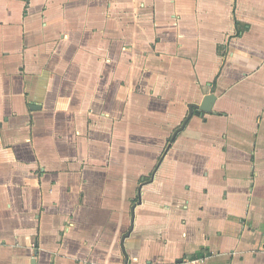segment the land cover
Segmentation results:
<instances>
[{"label": "crops", "instance_id": "obj_1", "mask_svg": "<svg viewBox=\"0 0 264 264\" xmlns=\"http://www.w3.org/2000/svg\"><path fill=\"white\" fill-rule=\"evenodd\" d=\"M0 264H264V0H0Z\"/></svg>", "mask_w": 264, "mask_h": 264}, {"label": "water", "instance_id": "obj_2", "mask_svg": "<svg viewBox=\"0 0 264 264\" xmlns=\"http://www.w3.org/2000/svg\"><path fill=\"white\" fill-rule=\"evenodd\" d=\"M214 100H215V96L213 94H208V95L204 96L203 100L199 104H195V103L188 104V106H187L188 107V113H187L186 117L184 118V120L182 121L180 127L177 128L174 131V133L172 134L171 140H173L175 135L183 129L186 122L191 118V116L193 115V112L195 110H198L200 112H210ZM132 220H133V209H131V226H130V229L132 228Z\"/></svg>", "mask_w": 264, "mask_h": 264}, {"label": "trees", "instance_id": "obj_3", "mask_svg": "<svg viewBox=\"0 0 264 264\" xmlns=\"http://www.w3.org/2000/svg\"><path fill=\"white\" fill-rule=\"evenodd\" d=\"M239 33H240L239 31L236 32L237 35H239Z\"/></svg>", "mask_w": 264, "mask_h": 264}]
</instances>
